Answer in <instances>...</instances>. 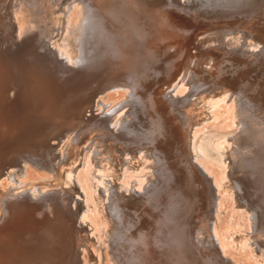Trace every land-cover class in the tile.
I'll return each instance as SVG.
<instances>
[{"label": "bare ground", "instance_id": "bare-ground-1", "mask_svg": "<svg viewBox=\"0 0 264 264\" xmlns=\"http://www.w3.org/2000/svg\"><path fill=\"white\" fill-rule=\"evenodd\" d=\"M198 1L170 0L176 12L163 4V11H155L153 0L8 1V11L0 13V36L12 35V40L0 42L5 57L0 83L8 75L11 58L24 60L28 69L19 77L14 74V94L6 107L13 115L7 116L8 122L0 109V127L12 132L10 142L0 135V158L5 156L2 168L4 162L13 169L30 163L51 173L53 179L41 171L37 181L25 184L19 181L18 169L7 171V181L18 185L13 188L8 183L9 190L0 186V231L7 221L9 227L13 223L24 226L15 221L17 207L55 213L63 199L68 208V192L63 187L71 186V199L77 205L74 210L73 203L71 213L87 228V239L95 240L88 239L81 246L95 257L96 245L107 238V226H116L119 235L126 223L140 224L142 216L144 226L116 248L113 264H197L191 246L201 252L209 247L214 253L210 264H264V187L260 181L264 178V5L259 6L260 20L239 25L219 23L226 17L213 15L225 6L236 8L249 0H214L210 10L200 6L202 11L190 6ZM140 2L145 15L138 8H128ZM10 19L22 23L16 37ZM177 19V26L170 23ZM55 27L63 32L57 45ZM187 31L195 33L188 44ZM46 39L58 46L59 58L68 59L66 67L48 49ZM160 39L162 52H154L150 46ZM46 48L50 52L41 51ZM167 49H174L175 54L165 53ZM46 71L58 84L63 78L83 86L82 96L73 97L67 108L87 104V110L82 113V107L68 125L62 124L69 117L61 123L51 114L45 122H33L37 112L52 109L53 98L44 91L58 92L52 81L39 77ZM102 74L112 80L103 89L99 83L94 85ZM161 85L166 97H161ZM111 95H121L123 100H108L109 108L98 117V100ZM54 101L64 104L56 96ZM136 106H141L140 114L135 113ZM32 127L44 131L34 137L35 143L16 150L18 143L28 140L22 139ZM55 164L60 165L56 175ZM54 179L60 181H56L60 190L50 186ZM45 193L49 195L42 197ZM225 201L230 202L231 215L221 225L219 214L213 216L214 204L219 212ZM199 203L208 208L210 220L194 231V224L182 223V219L197 211ZM236 216L245 217L247 224L243 226ZM86 258L83 255L84 264ZM62 264H76V260Z\"/></svg>", "mask_w": 264, "mask_h": 264}, {"label": "rangeland", "instance_id": "rangeland-1", "mask_svg": "<svg viewBox=\"0 0 264 264\" xmlns=\"http://www.w3.org/2000/svg\"><path fill=\"white\" fill-rule=\"evenodd\" d=\"M8 1L9 0H0V13L2 12L3 15H5V13L8 11L6 9V7L8 5ZM134 1H136V0H134ZM175 1H177V0H175ZM178 1L180 2V0H178ZM199 1L196 4V6H194V4H195L194 2L190 6L192 8H197V9L199 8V10L202 11V8H200V6H205L210 10V8H211L210 6L214 5V0H199ZM169 2H170V0H153V3L156 5V7H153V8L156 9L155 11L158 10L159 12H161L164 10L162 8V4H163L164 8L171 9V10H173V12H176L177 7L176 6L171 7L169 5ZM142 4L143 3H141V2L140 3H132L130 6H128V8H130V7L135 8V9L138 8V10L141 11V15H145V8L140 7ZM145 4H148V3H145ZM260 5H264V0H249L248 3L241 5L239 7H236V8L231 7L230 5L225 6V7L221 8V10H219L218 13L214 14L213 17H216L218 19H224V17H226L225 20H221L219 23L237 22V24H239V25H245L251 21L252 22L258 21L262 18L261 8H259ZM159 6L161 8H158ZM246 6H249V7H246ZM142 10H143V13H142ZM116 12L119 13L118 11H116ZM209 14H211V12H209L207 15H209ZM192 15H194L195 17L198 16V14H192ZM6 16L9 17L10 15L8 14ZM8 17H6V18H8ZM158 17L164 18L161 14ZM199 18H201V16ZM11 20L12 19H10V22L14 25L13 27L15 28L13 31V35L15 36L17 34L16 31H18V28L22 27L21 26L22 23L20 22V20L17 21L16 23H15L14 19L12 20L13 22ZM21 21H23V17H22ZM18 22H20V24ZM166 22H170V21L167 20ZM170 23H172V25H174V26H177L178 25V19L176 22H170ZM0 27H1V25H0ZM36 30H37V27H36ZM55 30H56V32L53 33V36H55V38H53V39L57 45L58 42L60 44L59 39L62 37L63 32H61L56 27H55ZM188 33H190V32L187 31V34L184 35L186 37V39H185L186 44L192 43L191 38L195 35V33H190V34H188ZM22 37L24 38L25 36L22 35ZM10 40H12V35L7 36V35L3 34L2 37L0 36V42H6L8 44L7 41H10ZM16 40H18V39H16ZM57 40H59V41H57ZM47 41H48V47H49L48 49L51 51L53 50L52 52L55 54V58L57 60L60 59L59 61L64 62V67H66L68 59L65 58L64 55L60 56V58H59V56L56 52V49L58 46H56V45L54 46L53 44H51V42L53 40L52 41L47 40ZM239 42H243V46H244V41H239ZM54 47H56V48H54ZM150 47L154 52H159V51L162 52V50H161V39L157 42L156 45H153ZM48 49L47 48L45 50L42 49L41 51L48 53V52H50ZM165 53L175 54L174 49H171V50L167 49ZM165 53H163V54H165ZM230 53L239 54V53L233 52V51H230ZM48 59H50V58H48ZM119 62H120V60L117 61V63H119ZM4 63H5V57L2 54V52H0V72L5 73ZM79 67H80L79 65H75V68H79ZM27 69L28 68L25 64V61L20 59V58H11L8 62L7 74L9 76L6 74L7 76L0 83V109L3 108V109H1V114L5 117V120H4L5 122H8V120H9L7 118V116L9 117L12 114V113H9V114L7 113L8 110H6V107L8 106V103H9L10 99L12 98V95L14 94V80H13V79H15L14 74L16 75V77H19ZM9 70L12 72L8 73ZM52 76H53L52 73H50L49 71H46L45 73H43L41 75L39 74V77L46 79V81H48V83H51V81H52V84H54V89L58 92H57V94H55V93H52L49 91H47V92L44 91L46 95L48 94L49 97L51 96V98H53L51 100L52 102L49 104V106H50L49 108H52V109L46 110L42 114H39L37 112L33 122H37V121L38 122H45L46 120L50 119V114H51V115H53V117H55L56 119L61 121V123H62V120L64 119V117H66V116L69 117L65 120V123L62 124V125H68L72 121V119L76 120L78 118V116L80 115L82 107H83L82 113H83V111L87 110V108L85 109L87 104L85 106L83 105L81 107L71 106L69 108L70 111H68V108H67V105L70 103V101L73 97L79 98L82 96L81 95V88L83 86L81 83H76L75 81L74 82H67L63 78L61 79V83L58 84V81H56L54 76L53 77ZM95 81H97V82H94V85H96V83H99L100 85H102L100 88L103 89L104 87L109 85L110 81H112V80H111V77H109L107 74H102L100 77L95 79ZM31 86H32V88L35 87L36 82H34ZM161 88H162V85L159 86L160 91H162ZM156 91H158V87L156 88ZM156 91H155V94L158 93ZM111 92H112V90H111ZM121 95L120 96L119 95L118 96L117 95L116 96L111 95L107 99H104L101 101L107 102L109 100V102L111 101V103L112 102L115 103L116 100L122 101L123 99H121ZM55 96L63 99L64 104L59 106L57 104V102L54 101ZM161 97H166V94H164V92H163L161 94ZM95 100H97V97H95ZM101 101L98 100V105L100 107V111H96V113L94 112L98 117H101V115H102L101 113L104 110H106L107 108H109L108 106H110V104H111L109 102L102 103ZM195 101H196V99H194V102ZM134 109H135V113H137V114L141 113V110H142L141 106H136ZM14 127H15V130H18L17 125H15ZM233 130H235V129L231 128V131H233ZM43 131H44L43 128L34 129L32 127V131L25 138L22 139V140H24V139H28V140H25L21 143H18L15 149L18 150L22 146H25V145H28L31 143H35L36 140L34 139V137L36 135L43 133ZM97 132H98V130H97ZM11 134H12V132L9 133L7 129L0 127V135H3L5 137V142H8V141L10 142ZM97 137H99V135H97ZM55 143L57 144V142H55ZM16 150L13 151V153L8 156V158H7L8 160L11 159V157L14 155V153L18 152ZM2 151H4V150H2ZM2 151H1V153H2ZM11 151H8L7 153H9ZM62 154H63V157L61 158V161H64V159H65L64 148L62 150ZM3 158L2 157L0 158V186H1V184H2V186L4 184V186L6 187V188L3 187L4 189L9 190L8 183H11L13 188H16V186L18 185L17 183L13 182L12 180L10 182L7 181L5 173H7V171H9V170L15 171L18 169L19 170V181H21L25 184H27L29 182L37 181V179H39V177L41 176V171L44 172V174L47 173L43 169L40 170L39 169L40 167H37V166L32 165L30 163H25V164H29V165H26L27 170L25 168L26 167L25 164L23 165L24 167H22V168L15 167L16 169L15 168L13 169L11 164H9L7 162H4L3 168H2V162L4 160ZM55 165H57V164H55ZM58 168H60V165L54 166V173L53 174H55L57 171H59ZM23 170L24 171L26 170V171L23 172ZM39 170H40V172H39ZM37 174L39 175V177H37L38 176ZM48 174H46V176L50 177L49 180L53 179V178H51L52 175L49 176L51 173L49 175ZM56 174H58V172ZM23 175H25V176H23ZM62 178H64V177H62ZM56 179H58V178H56ZM56 179H54L55 182L53 180H52L53 183L51 182L53 185L55 183L54 186L52 184L51 185L49 184L51 187H53V189H56V188L59 189L60 188L59 185H56V181H57V184L58 183L60 184V181L56 180ZM260 181H262L263 187H264V178H263V180H260ZM55 186H58V187L55 188ZM51 187H50V189H52ZM61 187H63V185ZM69 188H71V189H69ZM69 188L67 186L63 187V189L64 190L67 189V192H68V194H67L68 196L65 195V197H66L69 209L65 206L66 201L63 199L60 201L61 205H59V207L56 209L55 213L44 212L40 208H38L37 211L33 210L31 208H21V207H17L14 209L13 212L16 216L15 221L23 223L24 226L21 224L18 225L16 223H13L12 226L9 227L10 222L7 221L5 223L6 224V227L4 228L5 230L0 231V245L5 246V248L7 250H10L11 252L6 251L0 247V264H62V263L67 262L70 259H73V261L76 260V264H84V262H83L84 259L82 260L83 255L85 257H87L85 259L86 260L85 264H91L94 261H95L94 262L95 264H98L96 262L100 261L101 259L102 260H101V262H99V264L102 262L104 264H111V263L113 264V262H112L113 257L112 256L114 254V251L120 248V245L123 244L122 243L123 240L127 241L129 239H132L133 234L139 228L144 226L142 216L140 218V224H135V225L134 224L130 225L122 219H117V220H119L120 223L125 222L126 223L125 226H127V228L126 229L121 228V233L118 235L117 234L118 230H117L116 226H115V228H113L112 225H109L111 227L107 226V238L108 239L107 238L105 239V241H104L105 243L101 242L102 245L100 243H99L100 246L98 244L96 245V247H98L96 256H98V257H95L94 254L92 255L91 253H88L89 252L88 248H84V247L82 248V246H81L82 243H83V245L86 244V242H88V239L90 240L89 242H94L95 240L93 237L87 239V237H90V234L87 232V228L85 227L83 229V227L81 225H79V223H78L79 222L78 218H76L71 213V209L73 208L72 205L74 203V202H72V199H73L72 192H74V188H73V190H72L71 186ZM1 189H2V187H1ZM48 189H49V186H48ZM260 189H262L261 185H259V187H258V190H260ZM71 190H72V192H71ZM35 193H36V190H35ZM48 195H49L48 193H45V194H43L42 197H46ZM218 201L219 200H217L216 202L218 203ZM76 206H77L76 203H74V210H77ZM217 210H218V206L215 203L213 216H217V214H219L218 217L221 220L219 223H221V222L224 223V221L228 220L229 216L231 215L230 202L225 201V203L221 207L220 211L218 212ZM73 212L75 214L77 211H73ZM237 214H239V212ZM237 214H235V215H237ZM172 215L173 214L170 211V217H172ZM220 216H222V217H220ZM237 216H240V214ZM237 216H236L237 220L238 221L242 220L241 223L243 226H245L247 224L246 218L243 217L244 219H239L240 217H237ZM236 218H235V220H236ZM208 220H210L208 217V208H205V204L201 205V203H199L198 210L194 211L191 215H189L187 217L185 216L182 219V223H188L191 221L194 224L193 225L194 231H196L197 227L199 226L200 223H202V222L206 223V222H208ZM0 223L2 224V222H0ZM222 223H221V225H222ZM109 230L111 233L109 232ZM14 232H17V233L13 235ZM85 233L87 235H85ZM181 233L185 234L186 229H183V231ZM109 240H112V241H109ZM106 246H109L110 249L113 248V250L109 251L108 247H106ZM99 248H101V249L103 248L105 251L100 250ZM191 248L193 251H196V253L195 254L193 253V254H194V259H195L197 264H210L209 262H211V257L213 256L214 253L211 249H209V247L205 248V250L203 252L199 251L194 246H191ZM84 249H85V251H84ZM80 251H81V253H79ZM86 252L88 255L85 254ZM103 252L105 254H103ZM109 252L111 255L108 254ZM18 254H22V255L18 257ZM99 254H102V255H99ZM106 254H108V255H106ZM14 255H16V257ZM105 255H106V257H105ZM107 256L110 257V258L108 257L109 260H107ZM231 256H233V255H231ZM79 258H80V260H79ZM96 258H99V259H96ZM90 259L91 260L93 259V261H90ZM242 260L245 261V259H242ZM105 261H106V263H105ZM184 262L187 264V261H184ZM245 262H243L241 264H245Z\"/></svg>", "mask_w": 264, "mask_h": 264}]
</instances>
